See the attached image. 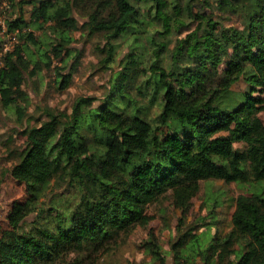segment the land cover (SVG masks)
<instances>
[{
  "label": "trees",
  "instance_id": "16d2710c",
  "mask_svg": "<svg viewBox=\"0 0 264 264\" xmlns=\"http://www.w3.org/2000/svg\"><path fill=\"white\" fill-rule=\"evenodd\" d=\"M26 3L32 5L30 21L50 22L57 38L45 54L47 69L53 58L70 53V33L80 29L113 42L139 31L156 60L142 67L138 54V59L132 55L122 61L101 100L79 97L69 113L47 107L41 125L23 130L25 141L10 155L9 173L24 185L28 198L14 203L8 215L10 230L0 237V264H61L72 253L109 248L165 197L180 213L177 239L170 246L174 264L185 261L189 248L202 264H264V195H238L230 231L207 235L209 245L201 253L195 249L199 236L186 224L201 181H264V123L259 117L264 112V0ZM75 11L86 19L82 25ZM224 17H235L238 25L225 26ZM21 22L10 21L7 32L21 31ZM188 24L192 31L169 49L171 33ZM157 25L160 29H149ZM28 40L33 41L31 34ZM114 50L112 45L107 51V63ZM166 52L164 67L160 55ZM44 67L31 61L24 44L4 53L0 45V106L12 110L19 123L26 117V76H36ZM57 75L59 88L65 89L71 75ZM239 81L245 91L235 93ZM139 97L159 102L155 117L144 116ZM236 143L245 147L236 149ZM51 182L72 187L76 200L39 210L42 221L22 228L20 222L38 207ZM209 215L214 218L213 212ZM146 246L164 264L154 234Z\"/></svg>",
  "mask_w": 264,
  "mask_h": 264
},
{
  "label": "rangeland",
  "instance_id": "374dc122",
  "mask_svg": "<svg viewBox=\"0 0 264 264\" xmlns=\"http://www.w3.org/2000/svg\"><path fill=\"white\" fill-rule=\"evenodd\" d=\"M26 1L2 0L0 5V45L4 53L12 50L16 45L24 44L31 61L39 62L44 67L48 61L45 54L52 49L53 45H56L57 38L52 32L50 22L32 23L30 21L32 5ZM54 3L56 0H51V4ZM195 7H199L198 4H195ZM53 10L52 7H49L48 13H52ZM73 16L79 25L86 21L76 11ZM16 19L23 23L21 31H16L17 34L20 32L19 36H16L14 32H7L9 22ZM142 20L144 21L143 18ZM221 21L225 26L238 25L235 17H224ZM186 23H189L188 20ZM152 27L149 29H160L158 25ZM192 29V25L188 24V27L172 32L170 35L172 42L168 48L172 49L174 40L185 37ZM134 33L136 34L133 36L121 37L113 42L107 40L106 35L102 33L88 34L83 29L71 32L69 54L63 53L61 58H53L51 67L49 69L44 67L38 75L26 76L24 90L27 94V106L23 122H17L16 115L12 110L0 106V237L3 232L10 230L8 215L13 204L24 203L28 198L24 185L13 179L9 173L13 164L10 155L25 141V137L22 135L23 130L41 125L46 120L44 109L47 107L54 111L69 113L75 100L79 97H95L101 100L109 90L113 77L122 70V61L125 63V61L131 60L132 55L137 57L138 54L141 65L143 63L142 67H148L154 63L156 60L153 54L154 48L143 39L144 35L139 31ZM29 34L33 41L28 40ZM135 41L139 44L134 50ZM112 45L115 47V54L112 57V62L107 63V51ZM75 56L78 57V60H75ZM160 56H163V62L162 64L158 62V64L167 67V52ZM58 72L62 75H71L69 85L65 89L59 88ZM245 87V84L239 81L233 86V91L235 93L243 92ZM131 94L135 96L136 91L133 90ZM257 94L254 92V95ZM261 96L264 97V94ZM137 100V104L144 107L145 117L151 118L158 114V101L155 104H150L147 99ZM97 103L98 100L94 102V106ZM20 104L22 105V103ZM120 107L127 108L121 105ZM259 117L264 123V112H261ZM234 147L243 149L245 146L243 143H236ZM240 194L264 195V181L246 184L226 183L216 179L201 181L200 191L192 199L186 217L188 229H192V233L199 236V242L195 249L201 250L200 253L209 245L207 235L222 236L230 231L235 200ZM76 198L77 193L72 187L60 183L55 185L51 182L40 194L37 202L38 207L31 208L20 222L22 228L30 229L34 221H42L39 210H46L54 204L70 205ZM210 212H213V219H210ZM179 215V210L173 208L170 199L165 197L158 203L150 205L137 226L127 235L122 234L109 248H104L99 252L72 253L61 264H161L152 256L150 249L146 246L150 233L155 235L160 246L164 264H174L175 257L170 246L177 239L176 224ZM189 245L192 247L191 244ZM192 254H194V250L192 248L191 251L189 248L184 256L186 262L182 259H179V262L181 264H202L201 256Z\"/></svg>",
  "mask_w": 264,
  "mask_h": 264
}]
</instances>
